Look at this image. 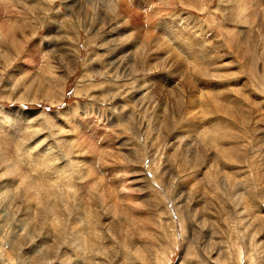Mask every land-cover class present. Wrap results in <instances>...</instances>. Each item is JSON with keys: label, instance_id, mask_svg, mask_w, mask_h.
Returning <instances> with one entry per match:
<instances>
[{"label": "rangeland", "instance_id": "obj_1", "mask_svg": "<svg viewBox=\"0 0 264 264\" xmlns=\"http://www.w3.org/2000/svg\"><path fill=\"white\" fill-rule=\"evenodd\" d=\"M0 264H264V0H0Z\"/></svg>", "mask_w": 264, "mask_h": 264}, {"label": "bare ground", "instance_id": "obj_2", "mask_svg": "<svg viewBox=\"0 0 264 264\" xmlns=\"http://www.w3.org/2000/svg\"><path fill=\"white\" fill-rule=\"evenodd\" d=\"M110 6V5H109ZM58 21V20H57ZM245 21V20H244ZM173 34H174V32H173ZM179 60V59H178ZM185 61V60H184ZM182 86V85H181ZM176 104V103H175ZM179 106V105H178ZM193 106V105H192ZM196 114V113H195ZM223 115V114H222ZM188 116V115H187ZM224 119V118H223ZM197 127V126H196ZM199 128V127H198ZM207 144V143H206ZM205 144V145H206ZM187 152V151H186Z\"/></svg>", "mask_w": 264, "mask_h": 264}]
</instances>
